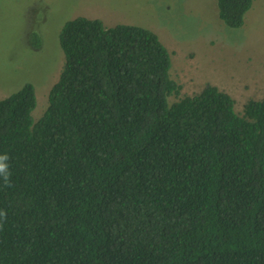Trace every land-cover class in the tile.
Listing matches in <instances>:
<instances>
[{"label":"trees","instance_id":"obj_1","mask_svg":"<svg viewBox=\"0 0 264 264\" xmlns=\"http://www.w3.org/2000/svg\"><path fill=\"white\" fill-rule=\"evenodd\" d=\"M216 2L237 28L252 0ZM58 41L36 121L31 83L0 98V264H264V94L241 115L211 84L169 103L170 55L141 26L77 16Z\"/></svg>","mask_w":264,"mask_h":264},{"label":"rangeland","instance_id":"obj_2","mask_svg":"<svg viewBox=\"0 0 264 264\" xmlns=\"http://www.w3.org/2000/svg\"><path fill=\"white\" fill-rule=\"evenodd\" d=\"M77 16L153 31L180 85L169 103L211 84L231 96L241 115L247 100L264 94V0H252L237 28L220 20L216 0H0V98L31 83L34 121L62 68L59 31Z\"/></svg>","mask_w":264,"mask_h":264},{"label":"clouds","instance_id":"obj_3","mask_svg":"<svg viewBox=\"0 0 264 264\" xmlns=\"http://www.w3.org/2000/svg\"><path fill=\"white\" fill-rule=\"evenodd\" d=\"M9 155L7 153L0 154V182L3 183L4 187H11L12 181H11V170H10V164H9ZM7 213L3 210H0V220H3L6 218Z\"/></svg>","mask_w":264,"mask_h":264}]
</instances>
